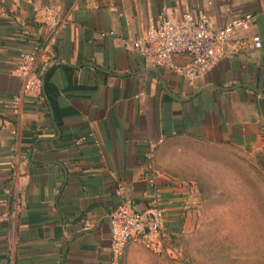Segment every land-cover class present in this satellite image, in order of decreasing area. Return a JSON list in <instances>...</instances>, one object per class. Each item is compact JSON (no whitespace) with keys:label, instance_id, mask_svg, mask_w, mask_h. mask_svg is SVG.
Wrapping results in <instances>:
<instances>
[{"label":"crops","instance_id":"0c3cea01","mask_svg":"<svg viewBox=\"0 0 264 264\" xmlns=\"http://www.w3.org/2000/svg\"><path fill=\"white\" fill-rule=\"evenodd\" d=\"M44 5L63 18L55 30L34 20ZM189 10L214 29L254 16L193 85L147 66L131 45ZM36 44L52 115L43 96L16 114L22 80L11 71ZM206 85L235 87L194 94ZM194 143L238 150L264 171V0H0V264H111L107 215L122 202L146 206L152 148L169 253L133 241L120 264H183L180 242L198 227L203 200L186 149Z\"/></svg>","mask_w":264,"mask_h":264},{"label":"built area","instance_id":"2783aa9c","mask_svg":"<svg viewBox=\"0 0 264 264\" xmlns=\"http://www.w3.org/2000/svg\"><path fill=\"white\" fill-rule=\"evenodd\" d=\"M254 19L252 14L229 19L217 29L203 13L187 11L178 21L165 18L155 21L143 34L131 39L132 47L149 67H167L185 78L188 84L210 71L223 58L228 41L239 30H246ZM34 20L55 30L63 24V18L54 5H44L34 11ZM254 48L261 47L259 36L252 37ZM40 44L32 50L22 52L11 71L22 80L21 90L12 97L11 107L18 114L22 103L28 99H42L41 75L36 69ZM177 56L185 57L182 62ZM154 150L146 153L148 183L152 186L146 196L148 202L142 209H136L128 202H122L107 215L110 226L111 264H120L129 242H139L156 254H167L169 237L164 232L166 206L160 190L155 185ZM120 194V189L116 191ZM87 228V227H86Z\"/></svg>","mask_w":264,"mask_h":264},{"label":"rangeland","instance_id":"374dc122","mask_svg":"<svg viewBox=\"0 0 264 264\" xmlns=\"http://www.w3.org/2000/svg\"><path fill=\"white\" fill-rule=\"evenodd\" d=\"M186 149L203 200L198 227L180 242L182 263L264 264V171L227 146Z\"/></svg>","mask_w":264,"mask_h":264},{"label":"water","instance_id":"95a60500","mask_svg":"<svg viewBox=\"0 0 264 264\" xmlns=\"http://www.w3.org/2000/svg\"><path fill=\"white\" fill-rule=\"evenodd\" d=\"M45 78H46V69L41 73V82H42V94H43V97L44 99L46 100L47 104L50 106V102H49V99L47 98V95H46V92H45ZM247 87L257 91L254 87H252L251 85H248L246 84ZM235 86H232L231 88H234ZM212 88H216V89H224V90H228V89H231V88H223L221 86H218V85H206L204 87H201L199 88L194 94H197L203 90H206V89H212ZM50 112H51V115H52V108L50 106Z\"/></svg>","mask_w":264,"mask_h":264},{"label":"trees","instance_id":"16d2710c","mask_svg":"<svg viewBox=\"0 0 264 264\" xmlns=\"http://www.w3.org/2000/svg\"><path fill=\"white\" fill-rule=\"evenodd\" d=\"M46 92H47L48 98L53 103V94H54V91L51 89L47 78H46Z\"/></svg>","mask_w":264,"mask_h":264}]
</instances>
